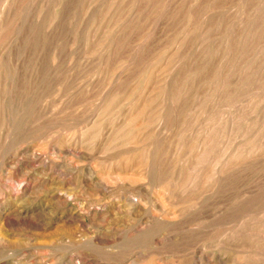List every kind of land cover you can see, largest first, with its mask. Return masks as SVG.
Masks as SVG:
<instances>
[{
	"label": "rangeland",
	"instance_id": "obj_1",
	"mask_svg": "<svg viewBox=\"0 0 264 264\" xmlns=\"http://www.w3.org/2000/svg\"><path fill=\"white\" fill-rule=\"evenodd\" d=\"M0 264H264V0H0Z\"/></svg>",
	"mask_w": 264,
	"mask_h": 264
},
{
	"label": "bare ground",
	"instance_id": "obj_2",
	"mask_svg": "<svg viewBox=\"0 0 264 264\" xmlns=\"http://www.w3.org/2000/svg\"><path fill=\"white\" fill-rule=\"evenodd\" d=\"M67 52H68V51H67ZM64 53H65V52H64ZM15 56H16V55H15ZM8 69H9V68H8ZM180 76H181V75H180ZM170 77H171V75H170ZM164 78H165V77H164ZM161 79H162V78H161ZM5 81H6V80H5ZM178 86H179V85H178ZM143 88H144V87H143ZM178 88H179V87H178ZM165 90H166V89H165ZM171 93H172V92H171ZM177 93H178V91H177ZM163 94H164V93H163ZM135 97H136V96H135ZM144 97H145V96H144ZM174 99H175V97H174ZM1 101H2V100H1ZM141 102H142V101H141ZM136 104H137V103H136ZM174 104H175V103H174ZM141 105H142V103H141ZM31 107H32V106H31ZM1 109H2V108H1ZM167 109H168V108H167ZM111 110H112V109H111ZM160 110H161V109H160ZM169 113H170V112H169ZM10 115H11V114H10ZM96 115H97V114H96ZM130 115H131V114H130ZM147 115H148V114H147ZM169 115H170V114H169ZM94 116H95V115H94ZM95 117H96V116H95ZM130 117H131V116H130ZM11 119H12V118H11ZM171 121H172V120H171ZM3 122H4V121H3ZM11 122H12V121H11ZM126 122H127V121H126ZM140 122H141V121H140ZM174 122H175V121H174ZM97 123H99V122H97ZM163 123H164V122H163ZM87 124H88V123H87ZM114 124H115V123H114ZM136 125H138V124H136ZM91 127H92V126H91ZM87 128H88V127H87ZM160 128H161V127H160ZM84 129H85V127H84ZM153 129H154V128H153ZM125 130H126V129H125ZM148 130H149V129H148ZM87 132H88V131H87ZM89 132H90V131H89ZM166 132H167V131H166ZM85 134H86V133H85ZM158 134H159V133H158ZM161 134H162V133H161ZM66 135H67V134H66ZM66 135H65V137H66ZM133 135H134V134H133ZM63 136H64V135H63ZM89 136H90V135H89ZM65 137H64V138H65ZM84 137H85V135H84ZM103 137H104V136H103ZM148 137H149V136H148ZM148 137H147V138H148ZM61 138H62V137H61ZM69 138H70V137H69ZM86 138H87V137H86ZM66 139H67V138H66ZM88 139H89V138H88ZM101 139H102V138H101ZM72 140H73V139H72ZM72 140H71V141H72ZM103 140H104V139H103ZM39 141H40V140H39ZM57 141H58V140H57ZM62 141H63V140H62ZM64 141H65V140H64ZM79 141H80V140H79ZM59 142H60V141H59ZM66 142H67V141H66ZM66 142H65V143H66ZM74 142H75V141H74ZM156 142H157V141H156ZM77 143H78V142H77ZM151 143H152V142H151ZM151 143H150V144H151ZM92 144H93V143H92ZM100 144H101V143H100ZM159 144H160V143H159ZM62 145H63V144H62ZM88 145H90V144H88ZM157 145H158V144H157ZM160 145H162V144H160ZM56 146H57V145H56ZM79 146H80V145H79ZM39 147H41V146H39ZM42 147H43V146H42ZM42 147H41V148H42ZM53 147H54V146H53ZM65 147H66V146H65ZM56 148H57V147H56ZM58 148H59V147H58ZM70 148H71V146H70ZM83 148H84V146H83ZM160 148H161V147H160ZM163 148H164V147H163ZM63 149H64V147H63ZM80 149H81V148H80ZM148 149H149V148H148ZM153 149H154V148H153ZM41 150H42V149H41ZM71 150H72V149H71ZM74 150H75V148H74ZM74 150H73V151H74ZM102 150H103V148H102ZM102 150H101V151H102ZM146 150H147V149H146ZM42 151H43V150H42ZM52 151H53V150H52ZM60 151H61V150H60ZM37 152H38V151H37ZM71 152H72V151H71ZM76 152H77V151H76ZM159 152H160V151H159ZM41 153H42V152H41ZM79 153H80V152H79ZM149 153H150V152H149ZM36 154H37V153H36ZM36 154H35L34 156H36ZM56 154H57V153H55V155H56ZM66 154H67V153H66ZM73 154H74V153H73ZM154 154H155V153H154ZM41 155H43V154H41ZM29 156H30V155H29ZM38 156H39V155H38ZM148 156H149V155H148ZM151 156H152V155H151ZM31 157H32V156H31ZM47 157H48V156H47ZM153 157H154V156H153ZM43 158H44V157H43ZM48 158H49V157H48ZM57 158H58V157H56V159H57ZM63 158H64V157H63ZM31 159H32V158H31ZM34 159H35V158H34ZM56 159H55V160H56ZM151 159H152V158H151ZM32 160H33V159H32ZM45 160H46V159H45ZM58 160H59V159H58ZM64 161H65V160H64ZM154 161H155V160H154ZM36 162H38V161H36ZM46 162H47V161H46ZM56 162H57V161H56ZM34 163H35V162H34ZM44 163H45V161H44ZM73 163H74V162H73ZM48 164H49V163H48ZM51 164H52V162H51ZM58 164H59V163H58ZM63 164H64V163H63ZM59 165H60V164H59ZM59 165H58V167H60ZM61 165H62V164H61ZM64 165H65V164H64ZM42 166H43V165H42ZM53 166H54V165H53ZM65 166H66V165H65ZM67 166H68V165H67ZM48 167H49V166H48ZM50 167H51V166H50ZM50 167H49V168H50ZM55 167H57V166H55ZM58 167H57V169H58ZM74 167H75V165H74ZM49 168H48V169H49ZM51 168H52V167H51ZM62 168H64L63 165H62ZM59 169H60V168H59ZM87 169H88V168H87ZM90 169H91V168H90ZM46 170H47V169H46ZM49 170H50V169H49ZM60 170H61V169H60ZM53 171H54V170H53ZM77 171H78V170H77ZM57 172H58V171H57ZM44 173H45V172H44ZM52 174H53V173H52ZM91 174H92V173H91ZM93 174H94V173H93ZM144 174H145V172H144ZM148 174H149V173H148ZM24 175H25V174H24ZM26 175H28V174L26 173ZM97 175H98V174H97ZM22 176H23V175H22ZM91 176H92V175H91ZM30 177H31V176H30ZM43 177H44V176H43ZM117 177H118V176H117ZM20 179H21V178H20ZM25 179H27V178H25ZM31 179H32V178H31ZM99 179L102 180L101 178H99ZM13 180H14V179H13ZM47 180H48V179H47ZM18 181H19V180H18ZM20 181H21V180H20ZM39 181H40V180H39ZM45 181H46V180H45ZM45 181H44V183H45ZM6 182H7V180H6ZM22 182H23V181H22ZM22 182H21V183H22ZM47 182H48V181H47ZM47 182H46V183H47ZM99 182H100V181H99ZM107 182H108V181H107ZM14 183H15V182H14ZM30 183H31V182H30ZM7 184H8V183H7ZM23 184H24V183H23ZM103 184H105L104 181H103L102 185H103ZM38 185H39V184H38ZM42 185H43V184H42ZM98 185H99V184H98ZM15 186H16V185H15ZM19 186H21V185H19ZM35 186H36V185H35ZM46 186H47V185H46ZM6 187H7V185H6ZM10 187H11V185H10ZM13 187H14V185H13ZM30 187H31V186H30ZM39 187H40V185H39ZM4 188H5V187H4ZM25 188H26V187H25ZM11 189H13V188L11 187ZM17 189H18V187H17ZM20 189H21V188H20ZM3 190H4V189H3ZM6 190H7V189H6ZM34 190H35V189H34ZM13 191H14V189H13ZM17 191H19V190H17ZM17 191H16V192H17ZM23 191H24V189H23ZM31 191H32V190H31ZM2 192H3V191H2ZM5 193H7V192H5ZM22 193H23V192H22ZM2 194H4V193H2ZM2 194H1V195H2ZM7 194H8V193H7ZM15 194H16V193H15ZM17 194H18V193H17ZM17 194H16V195H17ZM19 194H20V192H19ZM61 194H62V193H61ZM11 196H12V195H11ZM9 197H10V196H9ZM71 197H72V196H71ZM7 198H8V197H7ZM66 198H67V197H66ZM17 199H18V198H17ZM64 199H65V198H64ZM65 201H66V200H65ZM62 203H63V202H62ZM15 208H16V207H15ZM18 211H19V210H18ZM5 214H7V213H5ZM4 216H5V215H4ZM36 216H37V215H36ZM8 217H9V216H8ZM8 217H7V218H8ZM10 217H11V216H10ZM10 217H9V218H10ZM3 218H4V217H3ZM14 218H15V217H14ZM22 218H23V217H22ZM20 221H21V220H20ZM28 221H29V220H28ZM1 239H2V238H1ZM70 258H71V257H70ZM71 259H72V258H71Z\"/></svg>",
	"mask_w": 264,
	"mask_h": 264
}]
</instances>
